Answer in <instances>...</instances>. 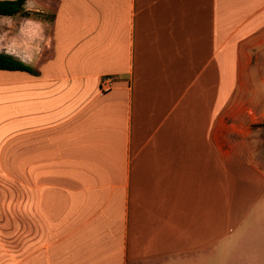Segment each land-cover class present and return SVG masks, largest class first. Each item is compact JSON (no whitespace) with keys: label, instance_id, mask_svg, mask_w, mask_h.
I'll return each mask as SVG.
<instances>
[{"label":"crops","instance_id":"1","mask_svg":"<svg viewBox=\"0 0 264 264\" xmlns=\"http://www.w3.org/2000/svg\"><path fill=\"white\" fill-rule=\"evenodd\" d=\"M24 8L0 15L36 71L0 70V264H264V0Z\"/></svg>","mask_w":264,"mask_h":264},{"label":"trees","instance_id":"2","mask_svg":"<svg viewBox=\"0 0 264 264\" xmlns=\"http://www.w3.org/2000/svg\"><path fill=\"white\" fill-rule=\"evenodd\" d=\"M24 4L25 0H0V15L13 16L18 14L27 18L39 17L40 13L25 10ZM52 18L53 15H49V19L52 20ZM0 70L24 71L36 74V71L30 65L4 52H0Z\"/></svg>","mask_w":264,"mask_h":264},{"label":"built area","instance_id":"3","mask_svg":"<svg viewBox=\"0 0 264 264\" xmlns=\"http://www.w3.org/2000/svg\"><path fill=\"white\" fill-rule=\"evenodd\" d=\"M114 81V77L112 76H103L101 77L100 81H99V85H100V90L101 91H105L107 89L110 88V86L112 85Z\"/></svg>","mask_w":264,"mask_h":264},{"label":"clouds","instance_id":"4","mask_svg":"<svg viewBox=\"0 0 264 264\" xmlns=\"http://www.w3.org/2000/svg\"><path fill=\"white\" fill-rule=\"evenodd\" d=\"M0 20L10 21L11 17H3V18H0ZM28 23H31V21H28ZM34 64H36V62H34Z\"/></svg>","mask_w":264,"mask_h":264}]
</instances>
